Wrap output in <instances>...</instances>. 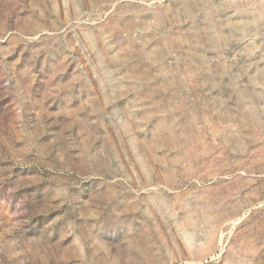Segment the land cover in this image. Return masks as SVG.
I'll return each instance as SVG.
<instances>
[{"label": "rangeland", "instance_id": "obj_1", "mask_svg": "<svg viewBox=\"0 0 264 264\" xmlns=\"http://www.w3.org/2000/svg\"><path fill=\"white\" fill-rule=\"evenodd\" d=\"M0 264H264V0H0Z\"/></svg>", "mask_w": 264, "mask_h": 264}, {"label": "bare ground", "instance_id": "obj_2", "mask_svg": "<svg viewBox=\"0 0 264 264\" xmlns=\"http://www.w3.org/2000/svg\"><path fill=\"white\" fill-rule=\"evenodd\" d=\"M234 28H235V27H234ZM237 28H238V27H237ZM244 28H245V27H244ZM239 31L244 32V31H243V28H239ZM217 35H218V34H217ZM206 36L208 37V36H211V35H206ZM218 37H221V35L218 36ZM218 37H217V38H218ZM222 38H223V37H222ZM207 39H208V38H207ZM218 39H219V38H218ZM218 39H217V40H218ZM209 40L212 41V43H213L214 41H216V39L213 38V37L209 38ZM218 41H219V40H218ZM204 44H205V43H204ZM216 44H217V43H216ZM219 44H220V43H219ZM224 44H225V43H224ZM206 46H208V44H207ZM214 46H215V45H214ZM217 46H218V45H217ZM211 47H212V46H211ZM219 70H220V69H219ZM239 100H240V99H239Z\"/></svg>", "mask_w": 264, "mask_h": 264}]
</instances>
